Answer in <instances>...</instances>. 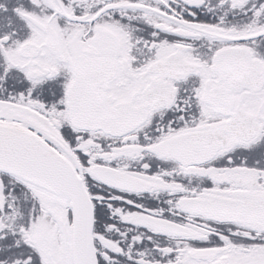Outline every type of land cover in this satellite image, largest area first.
Segmentation results:
<instances>
[{
	"label": "snow or ice",
	"instance_id": "obj_1",
	"mask_svg": "<svg viewBox=\"0 0 264 264\" xmlns=\"http://www.w3.org/2000/svg\"><path fill=\"white\" fill-rule=\"evenodd\" d=\"M0 264H264V0H0Z\"/></svg>",
	"mask_w": 264,
	"mask_h": 264
}]
</instances>
